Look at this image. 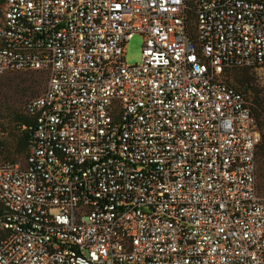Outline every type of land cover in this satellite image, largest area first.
<instances>
[{"label": "built area", "instance_id": "1", "mask_svg": "<svg viewBox=\"0 0 264 264\" xmlns=\"http://www.w3.org/2000/svg\"><path fill=\"white\" fill-rule=\"evenodd\" d=\"M2 18L0 74L47 81L24 163L0 161V264H264L260 131L217 80L264 68V0H4Z\"/></svg>", "mask_w": 264, "mask_h": 264}, {"label": "rangeland", "instance_id": "2", "mask_svg": "<svg viewBox=\"0 0 264 264\" xmlns=\"http://www.w3.org/2000/svg\"><path fill=\"white\" fill-rule=\"evenodd\" d=\"M2 15V8L0 9ZM142 38L140 35H134L124 47V59L126 65H134L140 62L141 58ZM252 80L251 88L242 93L248 102H251L255 97L264 100V68L258 70H250ZM227 75H221L217 78L218 81L226 83ZM47 76L36 71H19L6 72L0 74V146L4 149H10V155L14 156L17 152L10 136L11 132L15 131L12 125H9L10 116L23 114L25 103L33 97L42 93L46 86ZM232 86H235L232 83ZM7 152V150H6ZM5 152V153H6ZM0 151V161H22L23 155H17L7 159L6 154ZM264 173V172H263ZM264 182L263 177H259L257 165V189L261 196L264 197L263 190L259 187V183Z\"/></svg>", "mask_w": 264, "mask_h": 264}, {"label": "trees", "instance_id": "3", "mask_svg": "<svg viewBox=\"0 0 264 264\" xmlns=\"http://www.w3.org/2000/svg\"><path fill=\"white\" fill-rule=\"evenodd\" d=\"M2 8V15H0V26L3 25V8L4 0H0V9ZM250 70L252 69H229L225 70L222 75H227V85L235 88L239 92H245L251 88L252 80L250 77ZM232 83L235 86H232ZM243 94V93H242ZM246 98V97H245ZM253 116L255 117L257 127L260 131V142L257 146V165L259 171V177L264 175V100L261 98H254L249 102ZM9 125H12L15 131L11 132L10 136L13 139L17 155H25L28 145L32 141L33 135V118L26 115L23 111V114H15L10 116ZM7 150V152H6ZM10 149H4L0 146V151L6 154L7 159L13 158L12 154L10 155ZM259 187L264 192V182L259 183ZM4 211L3 206L0 203V214ZM4 231L0 229V238L3 236Z\"/></svg>", "mask_w": 264, "mask_h": 264}, {"label": "crops", "instance_id": "4", "mask_svg": "<svg viewBox=\"0 0 264 264\" xmlns=\"http://www.w3.org/2000/svg\"><path fill=\"white\" fill-rule=\"evenodd\" d=\"M26 154V153H25ZM24 158H25V155H24V157H23V160L21 161H16V162H19V163H24ZM2 161V160H1ZM9 161V160H8ZM12 162H14V161H12Z\"/></svg>", "mask_w": 264, "mask_h": 264}]
</instances>
